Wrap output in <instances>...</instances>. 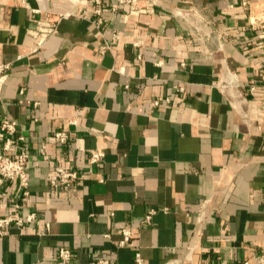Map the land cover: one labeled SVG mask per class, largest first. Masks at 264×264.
Returning a JSON list of instances; mask_svg holds the SVG:
<instances>
[{"label":"crops","instance_id":"obj_1","mask_svg":"<svg viewBox=\"0 0 264 264\" xmlns=\"http://www.w3.org/2000/svg\"><path fill=\"white\" fill-rule=\"evenodd\" d=\"M28 1L40 12L0 0V63L14 69L0 96V152L1 122L10 117L30 153L29 194L4 182L0 217L36 213L38 220L7 228L0 264H57L61 247L73 252L69 264H137V253L143 264H257L264 47L249 17L264 14V0H162L139 16L103 0L99 28L93 0ZM69 10L78 15L33 51L37 22ZM84 11L88 17L79 16ZM228 69L258 87L245 113L237 90L220 87ZM63 130L71 131L68 142L50 139ZM97 150L103 160L89 173ZM54 167L77 169L83 184H51Z\"/></svg>","mask_w":264,"mask_h":264},{"label":"built area","instance_id":"obj_2","mask_svg":"<svg viewBox=\"0 0 264 264\" xmlns=\"http://www.w3.org/2000/svg\"><path fill=\"white\" fill-rule=\"evenodd\" d=\"M22 4L27 8L32 9L33 12L39 13L40 9L31 8L28 0H21ZM72 4L78 5L82 2H87V0H69ZM96 4V9L94 10L95 14L98 16V19L94 22L96 27H100L101 24L105 21L104 14V1L103 0H93ZM116 3L113 5L112 10L116 11L120 7H129V13L132 15L139 16L144 13L154 12L156 6L162 3V0H115ZM247 0H242V5H247ZM73 15H78L73 10H69L65 13H46L45 17L37 22V25L34 29L30 30L31 35L36 39V46L33 48V51L42 47L44 43L55 33L59 31V26L64 19H67ZM79 16L88 17L87 11L82 12ZM249 22L252 27L258 28L257 38L261 42V46L264 47V14L260 16H251L249 17ZM261 24L259 27L258 25ZM101 34V30L98 31ZM115 37H119V34L116 32ZM134 45H142L141 40L134 42ZM111 47L107 44L102 47V52L110 49ZM141 57V55H139ZM164 62L161 59L157 62L158 65H162ZM182 65H186L182 63ZM14 69L10 62L0 63V96L2 89L9 77H11ZM220 87L222 89L231 88L237 90V98L239 101L237 103V109L239 112L245 113L244 106L248 103L249 94H253L257 91L256 84L242 85L240 83V78L238 74L228 69L222 77L220 82ZM184 91V88H181ZM38 104V103H36ZM159 101H152V106H158ZM242 110V111H241ZM246 116V114H244ZM71 123L76 124L77 121L73 120ZM1 130L6 133V139L2 146V151L0 152V198L3 195V184L6 181H13L23 189L25 195L29 194V177L27 173L28 162L30 159V153L24 145L25 137L23 135L17 134V121L10 117H5L1 122ZM71 136V131L63 130L55 132L50 139L52 141L60 142L62 144L68 142ZM44 158L49 159V156L42 150ZM104 157V152L101 150L92 151L88 156V166L89 173L93 171L95 165L99 164ZM48 181L55 185L61 184L65 187L79 186L83 184L81 173L74 168L67 167H54L53 171L48 176ZM209 200H206L203 203L201 209V221L207 219L206 209ZM20 205L17 204V208ZM156 213V208H151L148 214L145 217L144 223L149 224L152 222V216ZM38 220L36 213H30L27 216H22L19 214H14L6 217H0V237L6 233V230L12 224L21 226L25 223H35ZM49 230V226H44L43 231L46 232ZM126 239L131 235L130 231H125ZM260 254H258L255 259L257 264L264 263V243L260 246ZM73 258V252L69 247H61L59 249V254L57 258V264H69ZM137 264H143L144 260L140 253L136 255ZM96 264H115L110 262L107 259H100ZM248 264V263H244Z\"/></svg>","mask_w":264,"mask_h":264}]
</instances>
